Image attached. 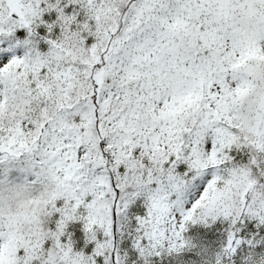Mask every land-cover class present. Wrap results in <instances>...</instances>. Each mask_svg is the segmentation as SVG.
Returning <instances> with one entry per match:
<instances>
[{
    "label": "snow or ice",
    "instance_id": "6c2138e0",
    "mask_svg": "<svg viewBox=\"0 0 264 264\" xmlns=\"http://www.w3.org/2000/svg\"><path fill=\"white\" fill-rule=\"evenodd\" d=\"M262 161L264 0H0V264H152L221 219L215 264H264Z\"/></svg>",
    "mask_w": 264,
    "mask_h": 264
},
{
    "label": "rangeland",
    "instance_id": "374dc122",
    "mask_svg": "<svg viewBox=\"0 0 264 264\" xmlns=\"http://www.w3.org/2000/svg\"><path fill=\"white\" fill-rule=\"evenodd\" d=\"M249 148H233L232 152L234 155V162L240 165H248L247 160L240 158L243 157L244 154L249 153ZM261 170L264 172V161L260 162ZM185 166H181L183 168ZM15 173V172H13ZM20 178L22 179V174L16 172ZM0 178H4V173L0 172ZM8 179L11 180V175L8 176ZM146 204H144L143 200H138L130 209H129V222L126 225L125 232L122 237H118L119 246L122 251H136L132 248V241L134 239L135 234V218L137 216L143 215L146 212ZM225 222L222 219L216 222H209L207 224L204 223H196L190 224L188 226L187 231L184 236L188 241V245L180 252L173 253L171 255L164 254L161 257H155L152 260V264H215L216 258L218 254H220L223 250V247L220 243L210 242L205 234L200 230L202 229H211L217 223ZM255 232L259 233L264 226L258 225V222H254ZM69 232L72 233V239L74 241V248L79 250H84L85 252H91L94 248L95 242L87 241V234L84 231L83 222H73L69 226ZM255 233H249L245 239H249ZM102 239L103 234H98ZM138 256V252H137ZM102 264V261H101ZM137 264V262H134ZM142 264V261L139 262ZM229 264H234L233 261H229Z\"/></svg>",
    "mask_w": 264,
    "mask_h": 264
},
{
    "label": "trees",
    "instance_id": "16d2710c",
    "mask_svg": "<svg viewBox=\"0 0 264 264\" xmlns=\"http://www.w3.org/2000/svg\"><path fill=\"white\" fill-rule=\"evenodd\" d=\"M253 155H254L253 151L249 150L248 154H244L243 157L240 156V158H243V159L247 160V163L249 165L251 163ZM260 166H261L260 162H258V164H255V165H251L254 175L260 177L262 182H264V176H261L262 170H261ZM11 180L19 181V180H21V178L15 172V173H11ZM225 225H226V222H224V223L223 222H219L211 229H203V228L201 229L200 228V230L203 232V234H205V236L207 237V239L210 242H213L214 244L215 243H220L221 246L223 247L224 246V242H225L224 237H225V234H226Z\"/></svg>",
    "mask_w": 264,
    "mask_h": 264
},
{
    "label": "clouds",
    "instance_id": "9594fccd",
    "mask_svg": "<svg viewBox=\"0 0 264 264\" xmlns=\"http://www.w3.org/2000/svg\"><path fill=\"white\" fill-rule=\"evenodd\" d=\"M40 195H41V192L39 190L27 189L21 192L19 201L14 202L13 206H15L17 203L23 204L27 202L28 200L39 198Z\"/></svg>",
    "mask_w": 264,
    "mask_h": 264
}]
</instances>
